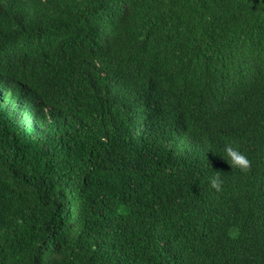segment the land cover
Returning <instances> with one entry per match:
<instances>
[{
	"label": "trees",
	"instance_id": "16d2710c",
	"mask_svg": "<svg viewBox=\"0 0 264 264\" xmlns=\"http://www.w3.org/2000/svg\"><path fill=\"white\" fill-rule=\"evenodd\" d=\"M0 264H264V0H0Z\"/></svg>",
	"mask_w": 264,
	"mask_h": 264
},
{
	"label": "clouds",
	"instance_id": "9594fccd",
	"mask_svg": "<svg viewBox=\"0 0 264 264\" xmlns=\"http://www.w3.org/2000/svg\"><path fill=\"white\" fill-rule=\"evenodd\" d=\"M225 153L227 156L226 160L227 162H231V166L234 165L240 168L241 170H248L251 167V160L244 152L240 151L238 147H234L231 144H228L225 148ZM216 173V175L209 178V181L213 188L220 190L222 185V179L219 175V172ZM57 259H60V257L58 256Z\"/></svg>",
	"mask_w": 264,
	"mask_h": 264
}]
</instances>
